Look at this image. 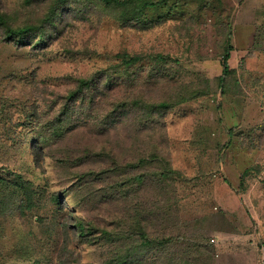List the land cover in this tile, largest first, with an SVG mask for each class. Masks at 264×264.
Returning a JSON list of instances; mask_svg holds the SVG:
<instances>
[{
    "label": "rangeland",
    "instance_id": "obj_1",
    "mask_svg": "<svg viewBox=\"0 0 264 264\" xmlns=\"http://www.w3.org/2000/svg\"><path fill=\"white\" fill-rule=\"evenodd\" d=\"M179 1L173 6L174 0H167L164 7L152 11L153 25L145 29L122 26L112 16H92L63 34L75 49L92 53L67 54L58 41L32 51L30 44L17 46L0 39V165L27 166L20 146L12 147L11 136L18 133L9 132L31 136L24 122L32 111L35 80L40 84L38 95L47 88L66 91L74 82L65 75L111 67L117 52H155L170 56L161 76H147V71L142 80L123 84L118 71L112 70L113 86L101 95L100 104L109 108L127 89L135 87L154 100H162L169 88L178 91L181 85H188L192 89L204 85L205 79L211 87L209 94L180 103L142 126L135 117L118 120L108 128L89 119L65 139L47 143L43 157L46 179L41 177L40 167L35 171L42 179L35 181L28 174L43 185L34 211L44 222L34 220L33 215L25 220L1 215L0 264H37L38 259L46 264L45 258H53L54 253L43 245L35 248L38 239L34 236L42 239L51 231L52 237L60 238L57 220L72 208L113 226L116 217L142 199L152 207L162 198L161 208L166 211L169 196L172 208L164 221L160 216L150 220L149 233L158 238L178 234L163 249L174 262L264 264V0ZM191 15L195 18L190 35L182 34L178 27ZM230 19L233 50L229 63L236 73L227 78L226 91L222 92L216 88V79L223 73V32L218 26ZM39 100L42 114L50 115L51 109H46L41 97ZM86 150L91 152L83 160L57 159L82 156ZM143 154L169 159L184 177L161 189L157 179L149 175L139 187L135 183L131 194L123 196L107 185L110 179L118 178L117 174L105 171L101 179L86 183L90 191H80L84 206L72 203L67 196L69 208L64 212L50 201L55 191L76 189L79 176L90 169L112 164L122 168ZM26 231L29 247L35 250L18 253L14 245ZM193 243L200 246L195 248ZM108 253L107 243L82 245L80 264H102Z\"/></svg>",
    "mask_w": 264,
    "mask_h": 264
},
{
    "label": "trees",
    "instance_id": "obj_2",
    "mask_svg": "<svg viewBox=\"0 0 264 264\" xmlns=\"http://www.w3.org/2000/svg\"><path fill=\"white\" fill-rule=\"evenodd\" d=\"M165 2L167 0H13V2L0 0V39L14 42L17 46L30 44L32 51L46 49L54 41H58V47L67 54L92 53L87 49H75L68 43V38H62L63 34L75 29L78 22L89 21L92 16L98 18L112 16L122 26L145 29L153 25L152 11L164 7ZM179 2L174 0L173 6ZM193 17L194 15H191L181 21L178 29L182 34L190 35ZM163 19V14H160L159 21ZM218 27L223 32L220 47L223 73L216 79L218 82L216 88L225 92L227 78L236 73L229 63L233 50V22L230 19L227 24L221 22ZM112 59L114 62L111 67L94 70L89 74L65 75V78L74 82L66 91L47 88L44 94L38 95L40 84L35 80V91H37L31 105L32 111L26 115L27 120L24 122L29 127L31 136L25 134L22 137L23 134L16 130L9 132L18 133L11 136L12 147L20 146V155L25 158L27 166L23 164L22 167L16 168L0 165V216L7 214V217L25 220L33 215L34 220L44 222L42 216L34 211L39 204L37 196L42 191L40 187L43 186L35 181L42 179L41 177L46 179L43 157L46 154L47 143L65 139L69 133L89 119H94L102 127L108 128L110 125L112 127L120 121H128L131 117H135L142 126L146 121L154 119L157 115H164L180 103L211 92L208 79H205L204 85L199 84L192 89L188 85H181L178 91L169 88L162 95V100L147 97L144 91L135 87L127 89L107 108L100 104V97L113 86L112 70L118 71L119 79L123 84H133L142 80L143 74L147 71V76H161L163 70L167 69L165 64L170 56L155 52L133 54L120 51L114 54ZM40 97L45 102L46 109L48 107L51 109V114L48 116L42 114ZM89 152L91 151L86 150L81 154L82 156L71 155L57 159L65 162L71 159L83 160ZM37 167L42 169L41 177L35 171ZM105 171L117 174L115 176L118 178L110 179L107 185L115 191L113 193L123 196L131 194V188L135 183H137L136 187H139L149 175L155 178V181L157 179L161 189L176 184L181 177H184L180 170L173 167L169 159L156 154L152 156L143 154L136 162H127L122 168L112 164L106 168L90 169L79 176L76 189L55 191L50 196V201L56 205L58 211L64 212L69 208L67 200L65 201L67 196H71L72 203L84 206L86 203L80 196V191L87 188L86 183L91 181L93 184L97 179H101ZM28 174L35 177V181ZM88 176L93 178L82 180ZM87 190L90 191L89 188ZM165 191L170 192L168 189ZM170 200L171 196L167 200L169 208L164 212L161 208L162 198L156 200L152 207L147 206V201L143 203V199L137 201L136 206L127 207L120 217H116L111 222L113 226L102 224L95 218L72 208L64 213L60 221L57 220L61 228L60 238L52 237L51 231L42 239L36 235L34 238L36 237L38 241H35L37 242L35 248L43 245L54 253L53 258L51 256L45 258L46 264H80L82 245L106 243L109 253L102 264H159V262L178 264L174 262L173 256L163 251L166 243L175 240L179 237L178 234L158 238L157 235L149 233L152 218L160 216L164 221L173 205ZM85 201L91 202L86 198ZM56 219L54 217V221ZM20 239L21 242L14 245L16 252L24 253V250L34 252L35 248L29 247L31 244L27 231L20 235ZM193 245L195 248L200 246L199 243ZM36 263L42 264V261L38 259ZM186 263L190 264L188 261Z\"/></svg>",
    "mask_w": 264,
    "mask_h": 264
}]
</instances>
